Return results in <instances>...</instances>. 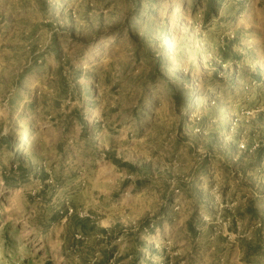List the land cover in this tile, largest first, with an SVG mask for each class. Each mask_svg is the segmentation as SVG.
<instances>
[{
	"label": "rangeland",
	"instance_id": "1",
	"mask_svg": "<svg viewBox=\"0 0 264 264\" xmlns=\"http://www.w3.org/2000/svg\"><path fill=\"white\" fill-rule=\"evenodd\" d=\"M0 264H264V0H0Z\"/></svg>",
	"mask_w": 264,
	"mask_h": 264
}]
</instances>
